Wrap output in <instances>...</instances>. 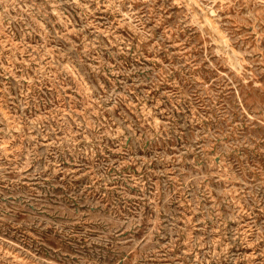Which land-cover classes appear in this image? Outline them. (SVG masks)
<instances>
[{"label": "rangeland", "instance_id": "obj_1", "mask_svg": "<svg viewBox=\"0 0 264 264\" xmlns=\"http://www.w3.org/2000/svg\"><path fill=\"white\" fill-rule=\"evenodd\" d=\"M0 264H264V0H0Z\"/></svg>", "mask_w": 264, "mask_h": 264}]
</instances>
